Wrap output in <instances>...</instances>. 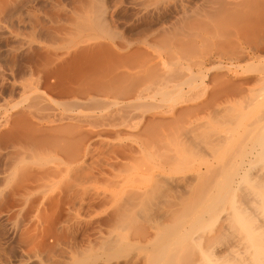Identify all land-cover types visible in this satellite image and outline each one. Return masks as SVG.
I'll list each match as a JSON object with an SVG mask.
<instances>
[{"label": "rangeland", "instance_id": "rangeland-1", "mask_svg": "<svg viewBox=\"0 0 264 264\" xmlns=\"http://www.w3.org/2000/svg\"><path fill=\"white\" fill-rule=\"evenodd\" d=\"M262 5L0 0V264H264V158L244 156L264 110L231 128L219 82L230 52L246 53L233 33ZM185 135L203 144L196 159ZM241 159L237 200L212 209Z\"/></svg>", "mask_w": 264, "mask_h": 264}, {"label": "bare ground", "instance_id": "bare-ground-1", "mask_svg": "<svg viewBox=\"0 0 264 264\" xmlns=\"http://www.w3.org/2000/svg\"><path fill=\"white\" fill-rule=\"evenodd\" d=\"M260 5V4H259ZM258 6V5H257ZM263 6V5H262ZM261 7V6H260ZM260 7H257V10H255L254 9V11L251 13V15H250V17H248L249 18V20H250V23L251 24H248V25H250L249 27L246 25L245 26V21H243V23L244 24H242L244 27L242 28V26H241V24H240V26H241V28L238 30V31H236V32H234L233 33V38H234V41L235 42H238V44L241 46V48H242V50H245L246 51V53H242L243 55H241L240 57H237L236 55H235V53H233V50H232V54H231V52H230V57L228 58V64H227V67L225 68V70H226V74H225V77H226V79H227V81L225 80H222L223 79V77L221 78V80L222 81H220L219 80V82H221V85L224 83V85H227V86H229V90H230V92H231V97H230V94L228 95L230 98H228V101L225 103L226 105H224L225 107H224V109H227V112L228 113H230L231 115H235L236 116V118H235V116H232L231 118L232 119H230V121H231V123L229 124L230 126L232 125V126H234L235 127V124L234 123H236V127H238V126H241V124L244 122V115H245V113H247V112H249L248 110H250L251 108L253 109V110H255V108H259L258 110H259V112H260V109L262 110H264V32L262 31H260V27L262 26V25H264V14H263V11H262V9L260 10L259 8ZM264 7V6H263ZM259 9V10H258ZM243 19V18H242ZM244 20H248L247 18L245 19L244 18ZM233 21V20H232ZM247 23V22H246ZM250 27H252L253 29H257V30H255V31H257V32H255L254 30H252V31H254L255 33H256V39H255V42L253 43V41L252 42H250L251 40H249L248 38H247V34H248V30L250 29ZM245 28V29H244ZM233 32V31H232ZM257 33H258V35H257ZM251 37V36H250ZM251 39H254V38H251ZM234 48V47H233ZM215 50H216V48H215ZM235 51V50H234ZM238 53V52H237ZM228 54V53H227ZM228 55V56H229ZM226 57V56H225ZM218 66V65H217ZM216 67V66H215ZM214 67V68H215ZM225 67V66H224ZM218 69H223L222 68V66L221 67H217ZM213 70V69H212ZM215 71L218 73V70L217 69H215ZM224 72V71H223ZM220 74V73H219ZM218 74V75H219ZM224 74V73H223ZM216 77V76H215ZM220 77H221V75H220ZM224 77V78H225ZM202 78V77H201ZM192 79V78H191ZM205 79V78H204ZM212 79V78H211ZM216 79V78H215ZM217 79H220L219 77L217 78ZM216 79V80H217ZM229 79V80H228ZM195 80V79H194ZM194 80H192V81H194ZM202 80V79H201ZM215 81V80H214ZM212 82V81H211ZM217 84H215L214 86H216V89H218V91L219 90H222V88L220 89V83H218L217 81H215ZM188 84V83H187ZM201 84H203V81H201ZM219 84V85H218ZM218 85V86H217ZM189 86V85H188ZM192 86V85H191ZM203 87V86H202ZM199 88H200V86H199ZM209 88H210V86H209ZM190 89H192V88H190ZM201 89V88H200ZM206 89V88H205ZM204 88L202 89V90H205ZM214 89V88H213ZM215 89V90H216ZM224 89H226V88H224ZM195 89H193V91H194ZM211 91H212V89H211ZM206 92V91H205ZM216 92V91H215ZM194 93V92H193ZM196 93V92H195ZM229 93V92H228ZM187 94V93H186ZM185 94V95H186ZM226 94V93H225ZM189 95V94H188ZM202 95H205L204 94V92H203V94ZM216 95V94H215ZM218 95V94H217ZM220 95V94H219ZM222 96V95H221ZM223 96H224V94H223ZM195 97V96H194ZM194 97H193V100H196V99H194ZM220 97V96H219ZM197 98V97H196ZM218 98V97H217ZM187 102H189L190 101V99H191V97L190 98H187V99H189V100H187L186 98H184ZM183 99V100H184ZM212 99V98H211ZM192 100V101H193ZM213 100V99H212ZM204 101V100H203ZM186 102V103H187ZM223 102V101H222ZM206 103V102H205ZM197 104V103H196ZM221 105V104H220ZM223 106V105H222ZM204 107V106H203ZM221 107V106H220ZM204 109V108H203ZM221 109V108H220ZM262 110V111H263ZM226 111V110H225ZM214 112V111H213ZM218 112V111H217ZM223 113H225V112H223ZM229 114V115H230ZM261 114V113H260ZM225 115V114H224ZM247 115V114H246ZM264 115V114H263ZM215 116V115H214ZM248 116V115H247ZM224 117V116H223ZM229 117V116H228ZM234 117V118H233ZM217 118V117H216ZM219 118V117H218ZM221 118V117H220ZM248 118V117H247ZM256 118V117H255ZM258 118H260V117H258ZM262 118V117H261ZM263 119V118H262ZM222 120V119H221ZM202 122V121H201ZM204 122V121H203ZM214 122V121H213ZM217 122V121H216ZM232 122H234V123H232ZM238 122V123H237ZM251 122V121H250ZM257 122V121H256ZM262 123L260 124L261 126H262V131H261V135L262 136H259V138H258V144H255V143H257V141L256 142H252L253 143V145L252 146H250V148H248V151L247 152H245L244 154V156H246V155H248L249 157H250V155H252V157L254 156V158H256L255 156H258V157H261V158H264V119H263V121H261ZM199 123V122H198ZM212 123V122H211ZM211 123H209V124H211ZM255 123V122H254ZM253 123V125H255ZM259 123V122H258ZM257 123V124H258ZM223 124V123H222ZM226 125H227V123H225ZM234 124V125H233ZM195 125V124H194ZM215 125V124H214ZM225 125V126H226ZM204 126V125H203ZM232 126H231V128H232ZM242 126H244L243 124H242ZM255 126H257V125H255ZM219 127V126H218ZM251 127V126H250ZM204 128V127H203ZM202 128V129H203ZM216 128V127H215ZM245 128V127H244ZM253 128V127H252ZM256 128H258V127H256ZM255 128V129H256ZM192 129V128H191ZM208 129H210V128H208ZM228 129V128H227ZM254 129V130H255ZM260 129V130H261ZM222 130V129H221ZM229 130H231L230 128H229ZM236 130V128H234V129H232L231 130V132H233V131H235ZM239 130V129H238ZM243 130H245V129H243ZM247 130H248V128H247ZM247 130H245V132H247ZM250 130V129H249ZM191 131V130H190ZM204 131V130H203ZM214 132H215V129H214ZM213 132V133H214ZM227 132V131H226ZM229 133V135H231L232 133ZM249 132V131H248ZM186 133V132H185ZM221 133V132H220ZM234 134L236 133V132H233ZM259 133V132H258ZM257 133V134H258ZM187 134V133H186ZM195 134V133H194ZM211 134V133H210ZM188 135V134H187ZM203 135V134H202ZM209 135V134H208ZM208 135H206V136H208ZM226 135V134H225ZM228 135V134H227ZM228 135V136H229ZM198 136V135H197ZM200 136V135H199ZM198 136V137H199ZM220 136V135H219ZM237 136V135H236ZM243 136V135H242ZM184 137V139H185V137L187 138L188 136H183ZM191 137V136H190ZM196 137V136H195ZM194 137V135H192V138H193V141H192V145L194 144L193 142H195V141H198L199 143H201L202 144V141H200V140H203V139H200V140H198L197 138H195ZM226 137V136H225ZM224 137V138H225ZM252 137V136H251ZM257 137V136H256ZM181 138V137H180ZM214 138V137H213ZM222 138V137H221ZM230 138V140L231 139H233L234 140V138H233V134H232V136H230L229 137ZM229 138H225L224 140L222 139L220 142H223V141H227L226 143H228L230 140H229ZM240 138H243V137H240ZM184 139H182V144H181V148L183 149H181V152H183V153H185L187 150L190 152V150L193 148L194 149V145H193V147L192 146H190V140H189V142L187 143V141H188V139L185 141V142H183V140ZM205 139V138H204ZM212 139V138H211ZM244 139V138H243ZM220 140V139H219ZM240 140H242V139H240ZM249 140H251V139H249ZM249 140H247L246 139V141H249ZM255 141V140H254ZM181 142V141H180ZM209 142H210V140H209ZM217 142V141H216ZM215 142V143H216ZM219 142V143H220ZM230 142H232V143H234L235 142V140L234 141H230ZM229 142V143H230ZM232 143H230V144H232ZM248 143V142H247ZM188 144V145H187ZM183 145V146H182ZM199 144H197V142H196V145H195V149L197 148V147H201L202 145H200V146H198ZM233 145V144H232ZM231 145V146H232ZM244 145V144H243ZM246 145V144H245ZM192 147L190 150L189 149H187L186 147ZM213 146V145H212ZM240 146V145H239ZM205 147V146H204ZM211 147V146H210ZM212 148V147H211ZM187 149V150H186ZM194 149V150H195ZM198 149V148H197ZM207 149V148H206ZM210 149V148H209ZM200 149H198L197 151L195 150L194 152H193V150H192V153L191 154H193L192 156L195 158L197 155H195L194 156V154H195V152H197V154L199 153L200 155H202V153H200V151H199ZM210 150H213V148L212 149H210ZM217 150H218V148H217ZM243 150H244V148H243ZM215 151V150H214ZM220 151V150H219ZM242 151V150H241ZM188 152V153H189ZM205 152V151H204ZM207 153H208V151H206ZM231 152V151H230ZM188 154V158L191 156V154ZM212 153V152H211ZM183 156L184 155H187V154H182ZM199 155V156H200ZM215 156H217V155H215ZM234 156V155H233ZM240 156L242 157V155L240 154ZM185 157V160H187L186 159V156H184ZM183 157V158H184ZM198 157V156H197ZM204 157V156H203ZM214 157V156H213ZM221 157V156H220ZM223 157V156H222ZM228 157V156H227ZM238 157V156H237ZM240 157V158H241ZM231 158V157H230ZM247 158V156L245 157V159ZM196 159V158H195ZM205 159V158H204ZM217 159V158H216ZM215 159V160H216ZM181 160H182V158H181ZM220 160V159H219ZM233 160V159H232ZM236 159H234V161H235ZM242 160V159H241ZM262 160V159H261ZM260 160V161H261ZM189 161V160H188ZM240 161V160H239ZM253 161V160H252ZM252 161H251V163H252ZM259 161V160H258ZM206 162V161H205ZM211 162V161H210ZM247 162V161H246ZM249 162V161H248ZM187 163V162H186ZM185 163V164H186ZM188 163H190V162H188ZM191 163H193V162H191ZM212 163V162H211ZM216 163V162H215ZM230 164H231V162H229ZM250 163V164H251ZM136 164V163H135ZM199 164V163H198ZM229 164V165H230ZM236 164V163H235ZM260 164V163H259ZM262 164V163H261ZM190 165H192V164H190ZM227 164H225V166H226ZM232 165H233V163H232ZM256 165V164H255ZM258 165V164H257ZM256 165V166H257ZM263 165V164H262ZM185 166V165H184ZM198 167H199V165H197ZM196 166V167H197ZM201 166V165H200ZM205 166V165H204ZM215 166V165H214ZM218 166V165H217ZM221 166H222V164H221ZM221 166H220V168H221ZM187 167H189V166H187ZM193 167V166H192ZM196 167H194L195 168V171H196ZM231 167H233V166H231ZM234 167H236V168H234ZM234 169H231L228 173H229V175H223L224 176V178L222 179L223 180V182L222 181H220V186H219V188H217V190L218 191H216L217 193L215 194V193H213L214 195H211V196H213V197H211L210 196V198H212V200L211 199H209L207 196V200H211V202H209V206L212 208V206L214 205H216L217 203H219V204H222V202H224V200L227 198V197H225V195H227V196H229V198H235V197H233V196H236V195H234V193L236 192V191H234V190H232L233 189V187H231V185H234L235 183H236V187H238L237 185L238 184H240V182L242 181V180H244V178H245V174L246 173H248L249 171V168H247L248 166H247V163H245V161H240V163H238V164H236V165H234ZM250 167V166H249ZM213 168V167H212ZM136 169V168H135ZM137 169H138V167H137ZM189 169V168H188ZM199 169V168H198ZM219 169V168H218ZM252 169H253V167H252ZM251 169V170H252ZM191 170V169H190ZM193 170V169H192ZM228 170V169H227ZM234 171V173H233V171ZM264 170V169H263ZM135 171V170H134ZM218 171V170H217ZM248 171V172H247ZM253 171H254V169H253ZM193 172V171H192ZM200 172V171H199ZM240 172V173H239ZM252 172V171H251ZM223 173V172H222ZM226 173V172H225ZM243 173V174H242ZM260 173V172H259ZM221 174V173H220ZM198 175H199V173H198ZM242 175H244V176H242ZM253 175H254V173H253ZM259 175V174H258ZM262 176V175H261ZM200 177V176H199ZM215 177V176H214ZM216 177H218V176H216ZM252 177V176H251ZM186 178V177H185ZM191 178V177H190ZM191 179H193V178H191ZM200 179V178H199ZM218 179V178H217ZM240 179H241V181H240ZM246 179V178H245ZM249 179V178H248ZM255 179V178H254ZM253 179V180H254ZM260 180V179H259ZM259 180H258V182H259ZM215 181H216V178H215ZM255 181V180H254ZM256 181H257V179H256ZM185 182V181H184ZM217 182H218V180H217ZM243 182V181H242ZM241 182V183H242ZM245 183V182H244ZM250 183V182H249ZM264 183V182H263ZM215 184V183H214ZM245 184H248L247 182L245 183ZM219 185V184H218ZM258 185V184H257ZM260 185V184H259ZM195 186V185H194ZM247 186V185H246ZM261 186V185H260ZM191 187H193V186H191ZM235 187V186H234ZM240 187V186H239ZM188 188V187H187ZM248 188V187H247ZM185 189H186V187H185ZM212 189V188H211ZM226 189V190H225ZM227 189H228V191H227ZM235 189V188H234ZM198 190H200V189H198ZM197 190V191H198ZM231 190V192H229ZM236 190V189H235ZM240 191L241 190V188H238L237 189V191ZM242 190H243V188H242ZM246 190V189H245ZM263 190V189H262ZM222 191H224V192H222ZM242 192V191H241ZM244 192V191H243ZM247 192V191H246ZM249 192H250V190H249ZM259 192H261V191H259ZM187 193V192H186ZM231 193V194H230ZM251 193V192H250ZM254 193H256V192H254ZM253 193V194H254ZM182 194V193H181ZM198 194H201V193H198ZM204 194V193H203ZM210 194V192L208 193V195ZM236 194V193H235ZM263 194V193H262ZM190 195V194H189ZM188 195V196H189ZM242 196V195H241ZM249 196V195H248ZM261 196V194L259 195V197ZM264 196V195H263ZM262 196V197H263ZM200 197V196H199ZM205 197V198H206ZM223 197H225V198H223ZM237 197V196H236ZM239 197V196H238ZM196 198H197V196H196ZM243 198H244V196H243ZM246 198V197H245ZM258 198V197H257ZM228 199V198H227ZM226 199V200H227ZM251 199V198H250ZM196 200H198V199H196ZM201 200H203V198L201 199ZM235 200H237L236 198H235ZM240 201H241V199H239ZM249 200V199H248ZM262 200L264 201V199L262 198ZM204 201L206 202V204L208 203L205 199H204ZM232 201V200H231ZM247 201V200H246ZM245 201V202H246ZM187 202V201H186ZM195 202H197V201H195ZM235 202V201H234ZM243 202V201H242ZM262 202V201H261ZM260 202V203H261ZM200 203H202L201 205L203 206H205V203L204 202H200ZM200 203H199V205H200ZM204 203V204H203ZM210 203H211V205H210ZM239 203V202H238ZM244 203V202H243ZM250 203V202H249ZM182 204V203H181ZM219 204H217V205H219ZM225 204V203H224ZM247 204V203H246ZM251 204V203H250ZM264 204V203H263ZM190 205V204H189ZM192 205H193V203H192ZM191 205V206H192ZM196 205H198V204H196ZM207 205V206H208ZM216 205V206H217ZM228 205V204H227ZM232 205V204H231ZM236 205H237V203H236ZM203 206V207H204ZM206 206V207H207ZM216 206H215V208H216ZM223 206V205H222ZM229 206V205H228ZM246 206V205H245ZM248 206V205H247ZM247 206L245 207V208H247ZM252 206V205H251ZM189 207V206H188ZM197 207V208H196ZM195 208L196 209H201V210H203L202 208H201V206H196ZM218 207V206H217ZM191 208V207H190ZM208 209H209V207H207ZM214 208V209H215ZM227 208V207H226ZM232 208V207H231ZM236 208V207H235ZM237 208H239V207H237ZM249 208V207H248ZM252 208V207H251ZM197 210L198 211V213L199 214H201L199 211H201V210ZM213 209V208H212ZM211 209V210H212ZM183 210V209H182ZM194 210V209H193ZM207 209H204L203 211H206ZM210 210V209H209ZM209 210H207V211H209ZM216 210V209H215ZM220 209H218V211H219ZM223 210V209H222ZM233 210V209H232ZM248 210V209H247ZM250 210V209H249ZM234 211V210H233ZM246 211V210H245ZM187 212V211H186ZM189 212V214H191L190 213V211H188ZM202 212V211H201ZM220 212H221V210H220ZM249 212V211H248ZM192 213H194V212H192ZM209 213V212H208ZM210 213H212V212H210ZM215 213V212H214ZM213 213V214H214ZM238 213V212H237ZM240 213H244V212H240ZM239 213V215L237 214L236 216H233L234 217V219H233V221L235 220L236 222H237V220H238V222H240V223H245L250 217H248V218H246L247 216L245 215V218L243 217V219L241 218L242 217V215ZM184 214V213H183ZM188 214V213H187ZM203 214V213H202ZM206 214V213H205ZM216 214V213H215ZM215 214H214V216H215ZM246 214V213H245ZM207 215V214H206ZM235 215V214H234ZM189 216V215H188ZM202 216V215H201ZM198 217L197 219H194V220H196V222L198 221H201V223L203 222L202 221V218H203V216L202 217ZM211 216V215H210ZM217 216V215H216ZM228 216V215H227ZM232 216V215H231ZM241 216V217H240ZM185 217H186V215H185ZM195 217V216H194ZM208 217V216H207ZM230 217V216H229ZM258 217V216H257ZM256 217V218H257ZM189 218H190V216H189ZM210 218V217H209ZM208 218V219H209ZM215 218V217H214ZM236 218H240V219H237L236 220ZM255 218V217H254ZM262 218V217H261ZM260 218V219H261ZM204 219V218H203ZM211 219V218H210ZM212 219H213V217H212ZM229 219V218H228ZM246 219V221H243V220H245ZM257 219H259V218H257ZM193 220V221H194ZM242 222H241V221ZM256 220V219H255ZM251 221H252V219H251ZM248 222H250V220L248 221ZM256 222V221H255ZM254 222V223H255ZM200 223V224H201ZM247 223V222H246ZM250 223H252V222H250ZM257 223V222H256ZM249 224V223H248ZM217 260V259H216ZM218 261V260H217Z\"/></svg>", "mask_w": 264, "mask_h": 264}]
</instances>
